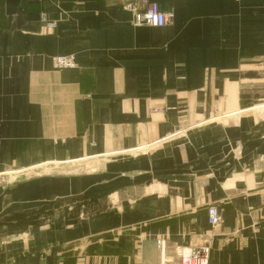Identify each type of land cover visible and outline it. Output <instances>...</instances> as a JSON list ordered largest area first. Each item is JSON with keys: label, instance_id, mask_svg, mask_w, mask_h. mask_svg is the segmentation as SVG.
Instances as JSON below:
<instances>
[{"label": "crops", "instance_id": "crops-1", "mask_svg": "<svg viewBox=\"0 0 264 264\" xmlns=\"http://www.w3.org/2000/svg\"><path fill=\"white\" fill-rule=\"evenodd\" d=\"M128 1L0 0V264H264V0Z\"/></svg>", "mask_w": 264, "mask_h": 264}, {"label": "built area", "instance_id": "built-area-1", "mask_svg": "<svg viewBox=\"0 0 264 264\" xmlns=\"http://www.w3.org/2000/svg\"><path fill=\"white\" fill-rule=\"evenodd\" d=\"M122 7L132 14V22L136 26L150 25L163 26L172 20L171 13L162 12L155 2L148 0H131L125 2ZM48 27H53L54 22H47ZM264 64V55L260 58ZM53 68H72L75 66L73 55H54L50 57ZM209 222L216 225L220 221V215L216 208L210 206L207 209ZM163 241H161L162 243ZM209 247L206 244L181 246L178 250L177 264H208Z\"/></svg>", "mask_w": 264, "mask_h": 264}, {"label": "rangeland", "instance_id": "rangeland-1", "mask_svg": "<svg viewBox=\"0 0 264 264\" xmlns=\"http://www.w3.org/2000/svg\"><path fill=\"white\" fill-rule=\"evenodd\" d=\"M124 4V3H123ZM122 4V5H123ZM124 9V8H123ZM264 103V102H263ZM259 111H264V104H260L259 106L253 108V110H249L247 112H245L246 114L252 113L255 114V112H259ZM40 169H35L34 172L39 171ZM24 174V173H22ZM15 174L12 175H4L0 177V186L1 185H5L7 184V182H11V178H14ZM21 176V175H19ZM24 177V176H22ZM20 178V177H19ZM76 201V200H75ZM75 201H68L66 199H59V200H50V203L45 205L47 206V210H45V214L44 213H36L37 216L39 217V219L41 218H48L51 217L53 215H55L58 212H62L65 210L66 211H73L75 208H79L80 206H85L86 203H80V202H75ZM40 209V207H39Z\"/></svg>", "mask_w": 264, "mask_h": 264}]
</instances>
